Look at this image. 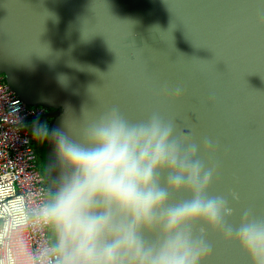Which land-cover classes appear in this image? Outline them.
Listing matches in <instances>:
<instances>
[{
	"label": "water",
	"instance_id": "95a60500",
	"mask_svg": "<svg viewBox=\"0 0 264 264\" xmlns=\"http://www.w3.org/2000/svg\"><path fill=\"white\" fill-rule=\"evenodd\" d=\"M0 74L30 106L54 120L39 146L51 196L50 235L61 262L97 224V247L131 216L101 190L61 206L96 131L111 117L129 127L160 120L183 152L212 175L199 195L223 197L233 227L264 221V0H0ZM167 172L166 199L134 225L143 248L158 246L167 209L195 199ZM173 194H179L170 203ZM180 228L210 251L199 264H251L221 226L189 218ZM71 233V235H69ZM120 264H133L128 253Z\"/></svg>",
	"mask_w": 264,
	"mask_h": 264
},
{
	"label": "clouds",
	"instance_id": "9594fccd",
	"mask_svg": "<svg viewBox=\"0 0 264 264\" xmlns=\"http://www.w3.org/2000/svg\"><path fill=\"white\" fill-rule=\"evenodd\" d=\"M172 129L158 119L129 127L117 117L96 131V148L88 153H74L81 175L74 178L67 195L62 194L61 206L73 193L88 189L103 191L110 201L130 214L111 243L97 247L95 236L103 231L97 224L87 225L89 238H79L73 251L67 252L61 264H120L119 257L128 253L133 264H199L200 257L210 251L203 239H194L180 225L189 218H203L211 226H221L234 237L251 259V264H264V221H249L235 227L225 223L230 214L223 197L203 198L199 195L208 184L212 172L192 159L196 148L181 151L171 139ZM175 169L168 177L175 186L190 185L195 199L167 209L163 235L158 246L145 249L137 237L135 223L152 218L154 211L167 197V191L154 183L157 168ZM54 209H49L53 212ZM71 235V233H69Z\"/></svg>",
	"mask_w": 264,
	"mask_h": 264
},
{
	"label": "built area",
	"instance_id": "2783aa9c",
	"mask_svg": "<svg viewBox=\"0 0 264 264\" xmlns=\"http://www.w3.org/2000/svg\"><path fill=\"white\" fill-rule=\"evenodd\" d=\"M47 111L27 105L0 74V264H61L50 235L51 192L28 126Z\"/></svg>",
	"mask_w": 264,
	"mask_h": 264
},
{
	"label": "rangeland",
	"instance_id": "374dc122",
	"mask_svg": "<svg viewBox=\"0 0 264 264\" xmlns=\"http://www.w3.org/2000/svg\"><path fill=\"white\" fill-rule=\"evenodd\" d=\"M53 120L54 118L52 116L47 117L45 119H33L28 122V126H29V129H31L32 131L47 129Z\"/></svg>",
	"mask_w": 264,
	"mask_h": 264
},
{
	"label": "snow or ice",
	"instance_id": "6c2138e0",
	"mask_svg": "<svg viewBox=\"0 0 264 264\" xmlns=\"http://www.w3.org/2000/svg\"><path fill=\"white\" fill-rule=\"evenodd\" d=\"M166 179H167V172L162 170V171H160L158 176L155 177L154 183L157 184V186L163 188V184H164ZM178 196H179V194H173V199L170 201V203H174L175 199L178 198Z\"/></svg>",
	"mask_w": 264,
	"mask_h": 264
},
{
	"label": "flooded vegetation",
	"instance_id": "af4514ba",
	"mask_svg": "<svg viewBox=\"0 0 264 264\" xmlns=\"http://www.w3.org/2000/svg\"><path fill=\"white\" fill-rule=\"evenodd\" d=\"M50 116L49 111H47V113L40 119H45L47 117ZM45 131V129H41V130H34L33 133H35V141L37 143V149H38V153H39V146H40V142H41V138H42V134ZM39 160H40V155H39Z\"/></svg>",
	"mask_w": 264,
	"mask_h": 264
},
{
	"label": "trees",
	"instance_id": "16d2710c",
	"mask_svg": "<svg viewBox=\"0 0 264 264\" xmlns=\"http://www.w3.org/2000/svg\"><path fill=\"white\" fill-rule=\"evenodd\" d=\"M44 133V132H43ZM43 135V134H42ZM42 139V138H41Z\"/></svg>",
	"mask_w": 264,
	"mask_h": 264
}]
</instances>
